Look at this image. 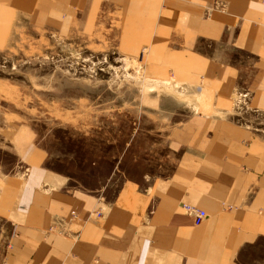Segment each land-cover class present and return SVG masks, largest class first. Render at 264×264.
I'll list each match as a JSON object with an SVG mask.
<instances>
[{
  "label": "crops",
  "instance_id": "obj_1",
  "mask_svg": "<svg viewBox=\"0 0 264 264\" xmlns=\"http://www.w3.org/2000/svg\"><path fill=\"white\" fill-rule=\"evenodd\" d=\"M4 16L145 49L148 72L176 75L201 108L168 132L169 175L113 198L71 188L31 144L24 167L0 165V264H264V0H0ZM185 202L207 217L195 225Z\"/></svg>",
  "mask_w": 264,
  "mask_h": 264
},
{
  "label": "rangeland",
  "instance_id": "obj_2",
  "mask_svg": "<svg viewBox=\"0 0 264 264\" xmlns=\"http://www.w3.org/2000/svg\"><path fill=\"white\" fill-rule=\"evenodd\" d=\"M7 17L0 18L5 170L24 167L31 144L71 188L105 199L125 185L145 188L169 175L175 151L168 132L201 108L195 89L172 73H149L145 49L127 57L102 40L10 26ZM262 116L257 132L264 135Z\"/></svg>",
  "mask_w": 264,
  "mask_h": 264
},
{
  "label": "built area",
  "instance_id": "obj_3",
  "mask_svg": "<svg viewBox=\"0 0 264 264\" xmlns=\"http://www.w3.org/2000/svg\"><path fill=\"white\" fill-rule=\"evenodd\" d=\"M181 209L183 212L187 213L188 215H190L193 218V223L195 225L200 224L206 217H207V212H205L204 209H200L196 206H194L191 203L185 202V203H181L180 205ZM226 209H232V207L230 205H225L223 206ZM100 216V211L99 210H95L94 212H92L90 214V216ZM70 216L74 217L75 216V212L71 211L70 212ZM70 223H71V218L69 219H64L63 217H56L54 219V222L52 223L50 229H55L56 232H58L59 234H69L70 233ZM79 232L74 233V235L77 237Z\"/></svg>",
  "mask_w": 264,
  "mask_h": 264
},
{
  "label": "bare ground",
  "instance_id": "obj_4",
  "mask_svg": "<svg viewBox=\"0 0 264 264\" xmlns=\"http://www.w3.org/2000/svg\"><path fill=\"white\" fill-rule=\"evenodd\" d=\"M162 84V83H161Z\"/></svg>",
  "mask_w": 264,
  "mask_h": 264
}]
</instances>
